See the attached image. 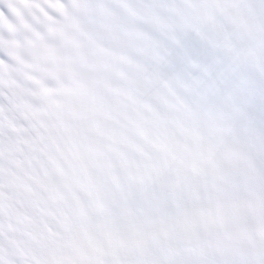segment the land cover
Returning a JSON list of instances; mask_svg holds the SVG:
<instances>
[{
	"label": "snow or ice",
	"instance_id": "obj_1",
	"mask_svg": "<svg viewBox=\"0 0 264 264\" xmlns=\"http://www.w3.org/2000/svg\"><path fill=\"white\" fill-rule=\"evenodd\" d=\"M0 264H264V0H0Z\"/></svg>",
	"mask_w": 264,
	"mask_h": 264
}]
</instances>
